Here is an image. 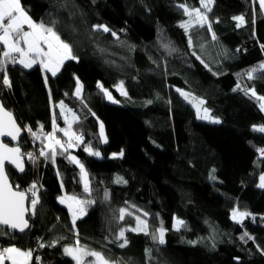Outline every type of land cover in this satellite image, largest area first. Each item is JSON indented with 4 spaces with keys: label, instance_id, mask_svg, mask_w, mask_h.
Here are the masks:
<instances>
[{
    "label": "trees",
    "instance_id": "trees-1",
    "mask_svg": "<svg viewBox=\"0 0 264 264\" xmlns=\"http://www.w3.org/2000/svg\"><path fill=\"white\" fill-rule=\"evenodd\" d=\"M21 3L34 21L48 26L56 21L55 30L73 45L78 60L65 62L56 77L48 75L47 86L38 65L26 70L8 64L11 87H0V101L20 126L37 131L43 125L45 132L52 131L53 113L60 128L66 125L54 107L63 101L76 117L72 132L84 135V143L69 153L84 164L91 191L84 192L79 169L66 156H57L55 164L40 157L37 165L24 158L20 175L6 166L14 188L25 191L38 176L42 192L34 213L28 201L30 229L0 241L27 251L41 238L45 247H37L40 261L32 264H74L63 247L77 240L118 264H264V188L257 186L264 175V155L258 151L264 149V133L253 130L264 125V114L243 91L264 96L261 73L251 80L246 75L264 63V14L258 3L214 0L207 15L215 41L195 18L187 32L180 27L189 17L178 5L199 8L200 0ZM239 15L246 21L241 28L233 20ZM94 25L110 31H94ZM76 78L83 85L80 98L74 95ZM120 81L127 95L114 90ZM98 82L122 103L106 102ZM238 82L243 90L234 91ZM177 89L202 97L219 123L198 120ZM101 124L107 143L100 137ZM25 136L43 146L26 130L21 141ZM85 145L101 158L85 152ZM121 151L123 156L110 157ZM62 194L94 202L75 227L57 202ZM121 208L131 215L121 220ZM233 209L250 215L237 223ZM137 216L147 221L149 234L127 230L128 243L121 248L117 236ZM177 220L184 223L174 229ZM161 226L162 245L152 239ZM244 233L252 239H241Z\"/></svg>",
    "mask_w": 264,
    "mask_h": 264
},
{
    "label": "snow or ice",
    "instance_id": "snow-or-ice-1",
    "mask_svg": "<svg viewBox=\"0 0 264 264\" xmlns=\"http://www.w3.org/2000/svg\"><path fill=\"white\" fill-rule=\"evenodd\" d=\"M214 0H200L199 8H189L186 4L178 5L182 8L184 14L189 17L188 21L183 22L180 27L184 28L185 32L192 27L193 18H195V23L200 27L207 26V30L212 32V23L209 21L207 13L212 11V4ZM259 9L264 12V0H258ZM256 11L253 10V22H255ZM236 21V27L241 28L245 24V16L239 15L233 17ZM56 21H52V26L45 25L43 21L36 22L28 14L27 10L22 6L21 0H0V74H3V85L11 87L10 79L7 75L8 64L21 65L24 69H32L35 65H38L41 72L44 73V82L47 86L48 75L51 77H56L60 72L65 62L78 60V57L74 54L73 45L65 42L61 35L55 30ZM25 26L27 30H25ZM94 31L109 32L110 29L105 25H94ZM113 36L116 33H112ZM217 39L214 32H212V40ZM192 45L191 38L189 39V46ZM264 49V45H262ZM195 54V53H194ZM199 59V57H197ZM203 63V61H201ZM205 67L208 65L205 64ZM211 71V69H209ZM260 72L262 79H264V63H260L257 67L246 72L247 78L249 80L254 78V74ZM215 74V73H214ZM97 87L104 92V95L112 100L113 103L117 101L113 100L110 92L103 88L99 82ZM122 88V85H121ZM83 85L80 83L79 78H76V89L74 95L80 98L82 93ZM234 91L243 90L240 89L239 82ZM180 95L189 103L192 104L197 110V117L199 119H207L208 109H203L204 115H200L201 106L205 103L202 99L192 96L191 94L184 92L183 90L177 89ZM245 95L251 94V97H255L259 103L261 111H264V96H258L254 89L243 90ZM122 95H127L126 92L121 91ZM67 95V94H66ZM49 99L51 102V92H49ZM151 103V101H148ZM54 107L60 109V115L64 118L66 128H60L57 124V116L53 113L52 116V131L45 132L44 126L39 125L37 131H33L31 127L25 126V129L33 138V140H41L43 143V148L39 151V156L44 157L45 160H51L53 164L56 162L57 156H66V158L73 164H75L80 169L81 181L83 183V190L85 193L90 194V187L88 181V174L85 170L84 164L69 153V149L79 147L83 141L82 135H77L72 132V122L68 120L67 112L70 110L66 109L63 101L55 104ZM76 117L73 115L72 121L74 122ZM214 122L219 123V120ZM254 131L264 133V126H253ZM22 129L18 126L17 122L13 118V114L10 111L5 110L3 104H0V137H9L11 141H18L21 135ZM57 132H63L64 136L68 139L62 141L57 137ZM100 137L102 142L107 143V139L104 136L103 124L100 125ZM46 141V143H44ZM84 151L91 156L99 157L100 152L92 149L90 145H85ZM262 155H264V149H258ZM27 156L28 160L35 164L37 161V156L32 152L24 153L21 152L19 146L8 147V144L0 139V236H10L14 238V233L19 232L21 234L25 233L26 230L30 229L29 219L26 214L29 212V208L25 206V201H30L31 210L34 213L37 204L39 203V188L37 183L33 182L29 188L25 191L20 190L17 185L15 188L9 183L8 174L6 171V162L8 165H14L20 172L25 171L23 157ZM113 158L117 156H123V151L119 154L113 153ZM59 175V173H57ZM213 179L215 177H212ZM261 183L259 187L264 188V175L260 177ZM117 182L122 181L119 178ZM63 189V183L61 184ZM30 193V196L28 195ZM108 198V193L105 192V199ZM61 204H66L69 213L72 216V224L75 227L76 220L86 214L87 206L94 203L92 200H81L75 195H65L63 197H58ZM120 219L125 218L127 212L126 209L121 208ZM139 211V209H137ZM131 215V213H127ZM147 216L148 213H144ZM250 215L247 212H240L237 209L232 211V219L237 223L242 222L243 218ZM137 226L134 229H128L129 231L143 232L148 235V223L146 220H142L139 216L136 217ZM183 221H176L174 227L182 225ZM165 229L163 226L156 229V232L152 234V239L159 242V244L165 243ZM125 237V230L121 229L117 239H123ZM252 239L247 233L241 237L244 239ZM63 239V238H61ZM59 241H53L48 246H54ZM127 239H123V243L119 246L121 248L127 245ZM190 243L195 244L196 241H190ZM38 245L40 248H44L45 244L38 240ZM33 251L29 249L27 251L21 250L19 247L12 245L9 247L0 248V264H5V261H10V264H30L33 258ZM66 255L72 257L76 264H109V261L102 255V253L97 251H91L84 247H81L79 240H77L75 246L64 247L63 249ZM146 254L150 256L151 250L146 249ZM91 256L94 257V261L85 262L84 257ZM36 261H40V257H35Z\"/></svg>",
    "mask_w": 264,
    "mask_h": 264
},
{
    "label": "rangeland",
    "instance_id": "rangeland-1",
    "mask_svg": "<svg viewBox=\"0 0 264 264\" xmlns=\"http://www.w3.org/2000/svg\"><path fill=\"white\" fill-rule=\"evenodd\" d=\"M257 3H258V0H255ZM258 5H259V3H258ZM263 14H264V12H263ZM26 70H29V69H26ZM50 73H47V75H49ZM43 75H45L44 73H43ZM49 76H51V75H49ZM101 84V83H100ZM102 85V84H101ZM121 85H122V88H121ZM99 88V87H98ZM103 88L104 89H107L109 92H110V94H111V96H112V98H113V100H115V101H117L116 103H114V104H121L122 102L118 99V98H116L115 96H114V94L112 93V91L110 90V89H108V88H106V87H104L103 86ZM100 89V88H99ZM101 90V89H100ZM114 90L118 93V94H120V95H122L121 94V91H123V92H125V87H124V84H123V82L122 81H120L117 85H115L114 86ZM184 91V90H183ZM102 93H103V95H104V92L103 91H101ZM184 92H187V91H184ZM187 93H189V94H191L190 92H187ZM192 96H194V97H196V98H198V100L199 99H202L203 101H204V99L202 98V97H199V96H196V95H194V94H191ZM258 96H262V95H259V94H257ZM182 97V96H181ZM183 98V97H182ZM104 99H105V101L106 102H108V103H113L112 102V100H109L105 95H104ZM184 99V98H183ZM185 100V99H184ZM186 101V100H185ZM188 104H190L191 106H192V104L191 103H189L188 101H186ZM59 103V102H58ZM57 103V104H58ZM258 106H259V103H258ZM192 108L194 109V111H195V115H196V118L198 119V120H201V121H204V122H208V123H216V122H214L215 120H217L218 118L217 117H215V116H213V115H211V113H210V111L208 110V117L209 118H207V119H199L198 117H197V110H196V108H194L193 106H192ZM260 108V107H259ZM67 109V108H66ZM203 109H207V107L205 106V104H203L202 106H201V111H200V115L201 116H203L204 115V112H203ZM69 110V109H68ZM263 112V114H264V111H262ZM67 114V116H68V120L71 122L72 121V117H73V114L71 113V111H69V112H67L66 113ZM219 120V119H218ZM255 126H264V125H255ZM67 127V125L64 127V128H66ZM59 139H61V137H58ZM62 140V139H61ZM20 141H21V139H20ZM72 149H76V147L75 148H72ZM70 150V149H69ZM71 155H73V154H71ZM74 156V155H73ZM96 158H101V154H100V156L99 157H96ZM78 169H79V167H78ZM86 170V169H85ZM86 172H87V170H86ZM87 174H88V172H87ZM79 176H80V169H79ZM80 181H81V176H80ZM88 181H89V174H88ZM261 183V181H260V179H259V181H258V183H257V186L259 187V184ZM81 184H82V186H83V183H82V181H81ZM63 196H65V194H62V195H60V196H58V197H63ZM57 202L60 204V205H62V206H64L67 210H68V208H67V205L66 204H61L60 202H59V199L57 198ZM30 208H31V205H30ZM69 212V211H68ZM70 214V213H69ZM125 215H127V212H126V214ZM70 217H71V220H72V216H71V214H70ZM79 218H81V217H79ZM78 218V219H79ZM133 219H134V225L132 226V227H126V228H124V230L125 231H127L128 229H134V228H136V226H137V222H136V217H132ZM143 220V219H142ZM174 224H176V221H175V223ZM181 227V225H179L178 227H174V225H173V228L174 229H178V228H180ZM136 232V231H135ZM156 242H158V240L156 241ZM68 246H75V245H66V246H64V247H68ZM81 246V245H80ZM64 247H63V249H64ZM81 247H83V246H81ZM85 248V247H84ZM86 249H88V248H86ZM88 250H91V251H97V252H100V253H102L100 250H97V249H88ZM63 254L65 255V256H67V257H69V258H71L72 259V257L71 256H69V255H66L65 253H64V251H63ZM102 255L109 261V264H116V262H114V261H111V260H109L103 253H102ZM87 258H90L91 260L90 261H94L95 260V258L94 257H91V256H86V257H84L83 259L85 260V261H87ZM73 260V259H72ZM74 261V260H73ZM5 264H6V261H5ZM74 264H76V261H74Z\"/></svg>",
    "mask_w": 264,
    "mask_h": 264
},
{
    "label": "built area",
    "instance_id": "built-area-1",
    "mask_svg": "<svg viewBox=\"0 0 264 264\" xmlns=\"http://www.w3.org/2000/svg\"><path fill=\"white\" fill-rule=\"evenodd\" d=\"M12 65V64H11ZM0 87L3 88L5 90V86L3 85V77L0 75ZM22 131L24 133V127H22ZM77 135H82L83 138H84V135L82 133H78ZM22 137H23V134H22ZM21 137V138H22ZM68 138L66 139H63L62 141H66ZM19 145L22 147V152L24 153H28V152H32L34 153V155L37 156V161H36V165H37V162L40 158L39 156V151L41 150V148H43V146H40L38 145L36 142L32 141L28 136H25L22 141L19 142ZM23 158H27V156L23 157ZM37 183V187L39 188V192H42V186L40 184V181L38 179V176L36 177L35 181ZM28 195L30 196V193H28ZM38 240L42 242V239L41 238H38L37 241H36V245L35 247L32 249L34 250L33 251V258H32V261L30 262V264H32L33 262H38L35 260V257L38 256V253H36V250H37V247L39 246L38 245ZM3 247H8L7 244H5L4 242L0 241V248H3Z\"/></svg>",
    "mask_w": 264,
    "mask_h": 264
},
{
    "label": "water",
    "instance_id": "water-1",
    "mask_svg": "<svg viewBox=\"0 0 264 264\" xmlns=\"http://www.w3.org/2000/svg\"><path fill=\"white\" fill-rule=\"evenodd\" d=\"M0 104H2V102L0 101ZM5 108V107H4ZM5 110H7V111H10V110H8V109H6L5 108ZM12 114H13V112L12 111H10ZM13 118L15 119V121L17 122V120H16V118H15V116H14V114H13ZM17 124H18V126L21 128V126H20V124L17 122ZM22 129V128H21ZM22 134H23V131L21 132V135H20V137H19V139H18V141H11V139L9 138V137H0V139H2L5 143H7L8 144V147H16V146H19V140H20V138L22 137ZM22 152V151H21ZM24 160V159H23ZM6 166H9L12 170H14L17 174H22V172H20L19 170H17L16 168H15V166L14 165H8L7 164V162H6ZM25 166V165H24ZM9 179V178H8ZM9 183H11L10 182V180H9ZM25 206L26 207H28V201H25ZM26 216H27V218L29 219V212L26 214ZM29 224H30V221H29ZM29 230V229H28ZM28 230H26V232L28 231ZM15 234H18V235H22L21 233H19V232H16ZM24 234V233H23Z\"/></svg>",
    "mask_w": 264,
    "mask_h": 264
},
{
    "label": "crops",
    "instance_id": "crops-1",
    "mask_svg": "<svg viewBox=\"0 0 264 264\" xmlns=\"http://www.w3.org/2000/svg\"><path fill=\"white\" fill-rule=\"evenodd\" d=\"M25 30H27V27H26V26H25ZM17 65H19V64H17ZM19 66L22 67L21 65H19ZM35 66H37V65H35ZM22 68H23V67H22ZM49 75H51V74H49ZM74 116H75V115H74ZM71 122H73V121H71ZM65 126H66V125H65ZM65 126H64V127H65ZM64 127H63V128H64ZM59 133L63 135L62 137H64V138H61L62 140L65 139V138H67L66 136H64L63 132H59ZM77 134H78V133H77ZM59 137H61V136H59ZM44 143H46V141H45ZM119 153H120V152H119ZM119 153H117V154H119ZM112 154H113V153L110 154V157H113ZM94 157H95V156H94ZM117 157H119V156H117ZM83 216H84V215H83ZM83 216H81V217H83ZM75 245H76V244H75ZM10 246H12V245H10ZM8 247H9V246H8ZM21 250H22V249H21ZM23 251H25V250H23ZM87 259H89V258H87ZM85 260H86V259H85ZM85 260H84V261H85ZM111 261H112V260H111ZM73 262H74V261H73ZM114 262H115V261H114ZM6 264H10V261H6ZM116 264H118V263L116 262Z\"/></svg>",
    "mask_w": 264,
    "mask_h": 264
},
{
    "label": "bare ground",
    "instance_id": "bare-ground-1",
    "mask_svg": "<svg viewBox=\"0 0 264 264\" xmlns=\"http://www.w3.org/2000/svg\"><path fill=\"white\" fill-rule=\"evenodd\" d=\"M20 147V146H19ZM21 149V148H20ZM22 151V150H21Z\"/></svg>",
    "mask_w": 264,
    "mask_h": 264
}]
</instances>
